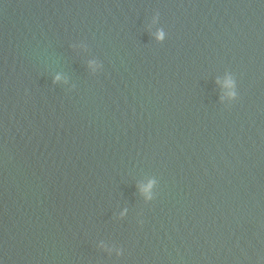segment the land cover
Here are the masks:
<instances>
[{
  "label": "water",
  "instance_id": "water-1",
  "mask_svg": "<svg viewBox=\"0 0 264 264\" xmlns=\"http://www.w3.org/2000/svg\"><path fill=\"white\" fill-rule=\"evenodd\" d=\"M0 264H264V0H0Z\"/></svg>",
  "mask_w": 264,
  "mask_h": 264
},
{
  "label": "clouds",
  "instance_id": "clouds-1",
  "mask_svg": "<svg viewBox=\"0 0 264 264\" xmlns=\"http://www.w3.org/2000/svg\"><path fill=\"white\" fill-rule=\"evenodd\" d=\"M164 33H163V31H161V32H159L158 34H157V38H159V39H163L164 38ZM57 79H59V77H57ZM229 84L231 85V86H233L234 87V81H229ZM235 91H233V92H231L230 93V95H232V96H235ZM154 183H155V181H150L147 185H144L143 186V188H142V191L150 198L151 197V190H152V187H153V185H154ZM117 254H120V252L118 251V253Z\"/></svg>",
  "mask_w": 264,
  "mask_h": 264
}]
</instances>
